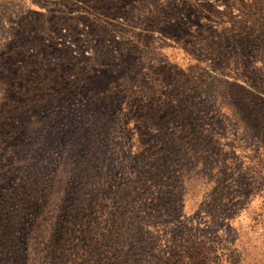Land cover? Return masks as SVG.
Masks as SVG:
<instances>
[{
	"label": "rangeland",
	"instance_id": "1",
	"mask_svg": "<svg viewBox=\"0 0 264 264\" xmlns=\"http://www.w3.org/2000/svg\"><path fill=\"white\" fill-rule=\"evenodd\" d=\"M0 264H264V0H0Z\"/></svg>",
	"mask_w": 264,
	"mask_h": 264
}]
</instances>
